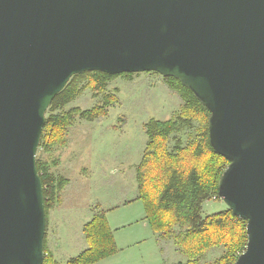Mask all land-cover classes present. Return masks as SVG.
Masks as SVG:
<instances>
[{
    "label": "water",
    "instance_id": "1",
    "mask_svg": "<svg viewBox=\"0 0 264 264\" xmlns=\"http://www.w3.org/2000/svg\"><path fill=\"white\" fill-rule=\"evenodd\" d=\"M93 71L173 77L209 110L218 195L247 221L235 264H264V0H0V264H44L46 114Z\"/></svg>",
    "mask_w": 264,
    "mask_h": 264
},
{
    "label": "trees",
    "instance_id": "2",
    "mask_svg": "<svg viewBox=\"0 0 264 264\" xmlns=\"http://www.w3.org/2000/svg\"><path fill=\"white\" fill-rule=\"evenodd\" d=\"M135 75L138 74L113 76L93 71L72 77L47 111L40 154L52 156L58 149L66 147L70 129L78 118L94 122L107 117L110 110L121 103L117 90L108 91L109 84L117 78L129 80ZM163 79L183 105L172 118H151L145 124L148 140L143 161L138 166L139 195L133 201H143L144 220L157 235V241L161 244L162 241H172L177 250L187 256V261L180 264H235L248 244L247 221L236 217L229 208L203 214L206 202L214 197L221 200L218 182L229 164L224 156L214 152L210 144L209 110L179 80L173 77ZM87 89L92 90L94 99L102 95L103 103L89 110L67 109ZM195 123L198 124L197 133L184 139ZM41 155H37V167L44 186L48 231L50 215L62 205V194L69 180L52 171L60 166V159L50 162ZM95 212L84 229L88 247L65 263L57 261L50 251L46 234L44 264H97L118 253L114 231L107 218L108 211L97 209ZM216 248L224 250L221 256L213 262L205 261L207 254Z\"/></svg>",
    "mask_w": 264,
    "mask_h": 264
},
{
    "label": "rangeland",
    "instance_id": "3",
    "mask_svg": "<svg viewBox=\"0 0 264 264\" xmlns=\"http://www.w3.org/2000/svg\"><path fill=\"white\" fill-rule=\"evenodd\" d=\"M118 91L120 105L109 115L94 122L78 118L69 132V143L52 156L37 155L52 162L58 177L69 180L62 205L52 211L47 231L50 251L60 263L78 256L87 247L85 225L96 210L108 211L107 218L114 231L118 253L97 264H180L187 256L177 250L172 241L159 243L157 235L145 222V205L135 200L139 195L138 166L143 161L147 144L145 124L151 118L168 120L180 112L183 101L155 73H140L129 80L117 78L108 91ZM103 103V96L93 98L91 89L67 109L79 107L89 110ZM47 117V116H46ZM184 135L196 134L198 124ZM173 146V142L171 144ZM203 214L226 210V203L211 200L204 204ZM213 249L205 261L213 262L223 253Z\"/></svg>",
    "mask_w": 264,
    "mask_h": 264
},
{
    "label": "built area",
    "instance_id": "4",
    "mask_svg": "<svg viewBox=\"0 0 264 264\" xmlns=\"http://www.w3.org/2000/svg\"><path fill=\"white\" fill-rule=\"evenodd\" d=\"M214 200H217V197H214Z\"/></svg>",
    "mask_w": 264,
    "mask_h": 264
},
{
    "label": "crops",
    "instance_id": "5",
    "mask_svg": "<svg viewBox=\"0 0 264 264\" xmlns=\"http://www.w3.org/2000/svg\"><path fill=\"white\" fill-rule=\"evenodd\" d=\"M145 222H146V221H145ZM146 225L149 226L147 222H146Z\"/></svg>",
    "mask_w": 264,
    "mask_h": 264
}]
</instances>
